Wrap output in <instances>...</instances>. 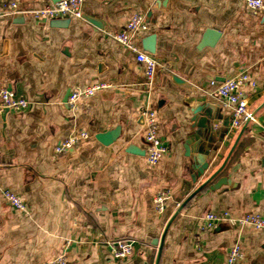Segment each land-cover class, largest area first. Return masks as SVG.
I'll return each mask as SVG.
<instances>
[{"label":"crops","instance_id":"0c3cea01","mask_svg":"<svg viewBox=\"0 0 264 264\" xmlns=\"http://www.w3.org/2000/svg\"><path fill=\"white\" fill-rule=\"evenodd\" d=\"M5 1L0 0V89L13 90L30 106L0 112V264H47L61 255L69 264H156L155 242L168 221L224 165L169 227L159 264H228L235 244L246 254L240 264H264V230L229 224L202 230L209 212L264 217V12L252 14L245 0H86L84 17L99 27L85 19L54 26L55 20L3 13ZM58 1L22 0L21 7L34 11ZM137 13L146 16L149 28L136 43L159 63L152 84L135 54L107 35ZM210 29L221 37L200 48ZM151 36L154 54L145 45ZM242 73L257 82L244 89L254 120L233 130L225 107L219 124L202 130L200 157L209 168L201 175L197 144L189 156L185 149L189 136L200 131L192 109L205 96L221 101L211 81ZM172 74L183 83L176 84ZM96 82L113 87L72 108L71 92ZM145 110L157 112L169 147L156 166L146 158ZM77 131L91 137L57 155L55 146ZM100 134L112 135L111 142L101 143ZM224 178L226 184L211 189ZM5 189L24 200L26 213L6 201ZM167 189L172 198L159 216L154 198ZM125 239L133 242L134 253L117 262L108 244Z\"/></svg>","mask_w":264,"mask_h":264},{"label":"built area","instance_id":"2783aa9c","mask_svg":"<svg viewBox=\"0 0 264 264\" xmlns=\"http://www.w3.org/2000/svg\"><path fill=\"white\" fill-rule=\"evenodd\" d=\"M86 0H59L53 4H46L44 7L27 11L21 7L22 0H7L4 2L2 12L13 16H32L36 21L43 20H83L84 4ZM246 8L249 12L257 15L264 12V0H245ZM149 28L145 15L134 14L127 25L118 31L107 32V35L130 50L136 56V61L141 65L145 76L152 84L159 63L148 53L143 51L136 43L137 35L145 32ZM211 86L215 89L214 95L217 96L232 113L231 129H240L243 125L254 120V113L249 108L248 100L245 95V87L256 88L257 82L247 73L239 74L236 77L229 78L224 82L211 81ZM112 84L105 82H96L91 85L74 89L69 96V104L76 108L79 100L89 99L95 95L108 91ZM27 100L20 98L10 89H0V112H23L29 108ZM144 125L146 128L145 140L147 143L146 158L151 166H156L169 153L168 145L163 141L159 133V123L157 112L154 110H145L143 113ZM91 137L87 131H77L61 140L55 146L57 155H64L79 147ZM3 196L6 201L19 213H26L27 206L24 200L10 189L3 190ZM172 198V191L162 190L154 198L155 212L162 216L165 214L167 205ZM223 224L238 226L240 228L252 227L255 230H264V217L260 213H252L241 217H235L226 211L221 214L212 212L207 213L203 218L202 230L214 231ZM110 253L114 260L123 262L128 260L134 253V244L131 240H119L108 244ZM246 254L240 244L231 247L227 263L240 264L245 261ZM47 264H69L65 255L58 256Z\"/></svg>","mask_w":264,"mask_h":264},{"label":"water","instance_id":"95a60500","mask_svg":"<svg viewBox=\"0 0 264 264\" xmlns=\"http://www.w3.org/2000/svg\"><path fill=\"white\" fill-rule=\"evenodd\" d=\"M84 19L86 21L90 22L91 24L99 27V24H98V22L96 20L91 19V18H89L87 16L84 17ZM64 20H66L68 22L70 21L69 19H64ZM54 22H56V23L53 24L54 26H60L61 25L60 23H58L59 20H55ZM263 24H264V19H263ZM220 37H221V33L220 32H218L216 30H213V29L208 30L206 32V35H205V38H204L203 42L200 45V48L214 46L217 43V41L219 40ZM155 39H156L155 36H151V38H149V40L145 42L146 49L148 50V52H150L152 54L155 53V49H154ZM171 77H172L173 81L176 84H182L183 83V80L180 77H178L177 75L172 74ZM198 104L199 105H197L196 107H194L192 109V112L196 116V118H194L193 121L197 122V125H198V128L200 129V131L198 130L194 135L189 136V138L187 140V143H186V146H185V149L187 151V155L189 156L190 155V151H191V148H190L191 145H193L194 143L197 144L198 150H197V156H196L195 159L197 161V164H202L203 165L200 168L198 167V169H199V172L201 173V175H204L205 172L208 170L209 166L207 165V163L203 164L202 163V158L200 157V155L202 154L201 151L203 149L202 142L204 141L202 130L208 132L209 130L212 129V126L214 127V126L219 124V120H220L219 119V115L224 110L225 105L221 101L216 99L214 96L202 97V98H200L198 100ZM231 116H232V113H231ZM201 118H202V120L198 123V120L201 119ZM229 121H230L229 117L225 118V120H224V126L225 127H227L229 125ZM111 136L112 135H110V134H100V135L97 136V139L101 143H103L104 145H108L111 142ZM221 138L223 139L224 136H221ZM220 146H221V143H218L216 146H214L212 148V150H210V152L208 154V159L210 161L214 158V156H215L216 152L219 150ZM130 152L134 153V154L143 155L140 152H138L136 148H132L130 150ZM224 166H222L220 169L215 171L207 179V181L204 184H202L195 192H193L189 196V198L183 203V205L180 207V209L168 221L161 240L160 241L158 240L157 242H155L156 246H159L156 264H159L161 253H162V250H163L165 237L167 235L169 227L171 226L173 221L176 219V217L178 216L179 212L182 210V208L192 198H194L197 194H199L207 185H209L221 173V171L223 170ZM192 178H193V181L196 182V178L194 176ZM227 181L228 180H225V178H224V179L220 180L216 184V186H212L211 189L212 190L217 189V188L220 187V185L226 184Z\"/></svg>","mask_w":264,"mask_h":264}]
</instances>
